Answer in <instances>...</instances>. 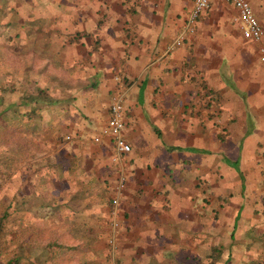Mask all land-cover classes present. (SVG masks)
Listing matches in <instances>:
<instances>
[{"label":"crops","instance_id":"crops-1","mask_svg":"<svg viewBox=\"0 0 264 264\" xmlns=\"http://www.w3.org/2000/svg\"><path fill=\"white\" fill-rule=\"evenodd\" d=\"M112 1L0 0V24L12 27L0 31L1 55L7 48L9 55L50 52L93 89L61 90L62 99L74 96L73 112L67 99L59 115L73 136L58 143L47 128L42 140L20 147L24 159L9 172L5 197L40 238L41 261L213 264L209 257L222 244L234 248L236 264H264V62L257 44L241 36L225 1L212 2L180 39L183 21L159 17L157 0ZM247 1L264 41V0ZM7 59L14 64L3 67L9 72L0 73L1 82L17 83L16 60ZM116 76L127 85L122 135L131 146L118 163L107 136L92 141ZM120 175L112 260L108 200ZM245 234L248 241L236 243Z\"/></svg>","mask_w":264,"mask_h":264},{"label":"trees","instance_id":"trees-1","mask_svg":"<svg viewBox=\"0 0 264 264\" xmlns=\"http://www.w3.org/2000/svg\"><path fill=\"white\" fill-rule=\"evenodd\" d=\"M9 25V23L0 24V31H4L3 29H6ZM28 30L30 31L31 28H28ZM18 34L20 33H16L15 37ZM7 37L9 38V35ZM24 43L26 41L18 42V44ZM0 47H4V43H1V40ZM11 50L12 48H7V54L2 55L0 52V73L7 75L9 70L5 71L3 67H7L9 63L14 64L12 60L7 58L16 60L17 68L19 69L16 71L18 84L12 81L7 83L1 82L0 84V188L4 186L2 191L5 196H7L6 193L9 191L8 178L10 170L19 165L24 159L20 150L21 146L37 142L36 139L42 140L47 128L54 129L52 138L58 143H62L66 139V135H69V138L73 136L72 132L68 130L61 131V129L57 128L56 122L59 120V115L62 114L63 101L68 99L69 103H71L74 96L62 99L58 93L65 88L68 90L72 89L76 93L80 92L79 94L86 93L88 89L92 90L90 87L84 88L80 82H77L78 79L71 78L69 75L72 71L71 65L68 63L63 65L60 61L58 62L56 55L50 52L43 51L40 53L38 51L35 55L30 56L29 54L25 55L24 51L23 54L19 55V50L16 52L13 50L12 55H9L8 53ZM45 53H47L46 56L44 55ZM4 58L7 60H3ZM26 68L32 71H28ZM34 68L36 70L33 71ZM10 73L15 75L13 71ZM66 77H69V80H66ZM16 86L18 88H15ZM108 108L107 116L109 112ZM10 136L15 137L12 139V142L9 141ZM10 202L7 200L6 203H2L0 200V207L2 206L0 231L3 230L5 220L11 219L17 228L20 226V221L24 218V215L14 212V208ZM108 204L110 206V199L108 200ZM21 240H17L16 245H14L13 239L8 241L12 249L11 256L4 259V261L0 260V264H49L46 260L41 261V257H39L43 249L40 246V238L36 239L34 237L31 242H27V239L26 242H22ZM2 246L0 244V254L3 250ZM21 246H23V249ZM30 249L37 252L38 257L36 261L27 257L28 254L25 252Z\"/></svg>","mask_w":264,"mask_h":264},{"label":"built area","instance_id":"built-area-1","mask_svg":"<svg viewBox=\"0 0 264 264\" xmlns=\"http://www.w3.org/2000/svg\"><path fill=\"white\" fill-rule=\"evenodd\" d=\"M221 1H225L231 6L235 17L234 20L238 23L241 36L257 44L259 59L264 62V41H262L263 30L258 20L255 18L247 0H192L191 7L183 21L179 39L185 34H190L194 31L193 24L203 10L208 8L212 2L215 3ZM115 79L118 80V83L111 93L108 105V116L100 133L94 135L92 141L99 143L102 136H107L112 147L111 161L118 163L122 160V157L125 154H128L131 151V146L122 135L124 124L122 119L121 101L127 90V85L123 84L120 76H116ZM65 138L69 139V135H66ZM123 185L124 177L120 175L118 181L112 185L111 189L109 219L106 224V241L112 260L116 250V234L118 231L119 214L118 203Z\"/></svg>","mask_w":264,"mask_h":264},{"label":"rangeland","instance_id":"rangeland-1","mask_svg":"<svg viewBox=\"0 0 264 264\" xmlns=\"http://www.w3.org/2000/svg\"><path fill=\"white\" fill-rule=\"evenodd\" d=\"M118 2H119V0H118ZM161 3H162V5H161ZM188 3H189V0H157L155 2V4H153V7H154L155 11H157L159 17L163 16L165 18H171L174 21V25L178 26L181 23V21L185 20V17L187 16V13H188L189 8H190V7L187 8V4ZM53 4H54V8L57 9L56 6H60V7L62 6L63 7L64 3L63 2H59V3H53ZM39 18H40V20L43 19V17H41V16H39ZM194 24H193V29H194ZM8 27L9 28H8L7 32H10L12 30V27L10 25ZM3 30L6 31V29H3ZM173 48L174 47H172V49ZM64 57H65L64 60L67 59V55L64 56ZM18 76L20 77L19 74H18ZM71 78L79 79V78H76V74L75 75L72 74ZM6 79H8V78L6 77ZM66 80H69V77H66ZM1 81H3V80L1 79V75H0V84H1ZM5 82H7V81L5 80ZM77 82L79 83V81H77ZM67 83H68V81H67ZM15 88H18V87L16 86ZM86 92L87 93H91V92H93V89L92 90L88 89V91H86ZM122 99H125L124 95H123ZM85 101H86V99L83 101L84 105H85ZM121 102H122L121 103V111L123 112V101H121ZM84 108H82V105L78 106V110L77 111H83ZM68 109H69L70 113L73 112L72 111V105H70V103L67 106L66 110L68 111ZM67 111H66V115H65L64 118L68 117L67 116L68 115ZM70 116H73V114H70ZM65 122H68V120L67 119H65V121L64 120H60V121L58 120L56 122V127L61 129V131H65L64 130V128H66ZM124 125H125V122H124ZM56 127H54V128H56ZM110 146H111V143H110ZM3 187L4 186H1V188H0V200L2 201V203H6L7 199L5 197V194L2 191ZM6 194H8V193H6ZM1 208H2V206L0 207V211L2 210ZM1 213H2V211L0 212V214ZM238 221L242 222L243 221V217L240 216ZM6 229H11V230H6ZM13 230H14V232H12ZM225 234L226 235H224V237L226 239H229V237H228L229 234L227 232ZM235 235H236V230H235ZM245 236L241 235L242 239H236L237 240L236 243H240V242H244V241L247 242L248 241V238H247L248 235L245 234ZM34 237H35V235H32L29 230H26L25 218H23L22 221H20V226H18L17 228L14 226V224L11 221V219L5 220V223L3 225V230L0 231V244L3 245L2 246L3 250H2V252L0 254V260L4 261V259H7L8 257L11 256L12 249L10 248V244L8 242L9 240L13 239V243H14V245H16L15 243L19 239H22L21 240L22 242H26V239H27V242H31ZM243 239H246V240H243ZM218 241L220 243V242H222V239H219ZM225 241L227 242V240H225ZM244 244H245V242H244ZM106 245H107V241H106ZM107 247H108V245H107ZM21 248L23 249V246H21ZM117 248H118V244H117V241H116V250H115L114 254H116ZM221 248H223L222 253L219 256L209 257V260H212V258L217 259V261L215 263H213V264H236V251L233 250L234 248H229V247L226 248V246H223L222 244H221ZM235 250H236V248H235ZM108 252H109V250H108ZM256 252H257V249H256ZM25 253L28 254L27 257L29 259H33L35 261L37 260L38 254H37L36 251L30 249V250L26 251ZM39 257H41V259H42V256H40V254H39ZM245 262H247V261H245ZM243 264H248V262L247 263H243Z\"/></svg>","mask_w":264,"mask_h":264}]
</instances>
